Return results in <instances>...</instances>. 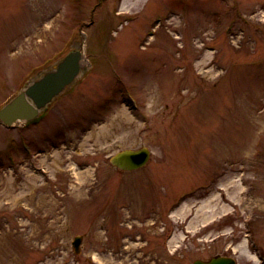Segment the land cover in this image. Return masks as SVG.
I'll return each mask as SVG.
<instances>
[{"label":"rangeland","instance_id":"374dc122","mask_svg":"<svg viewBox=\"0 0 264 264\" xmlns=\"http://www.w3.org/2000/svg\"><path fill=\"white\" fill-rule=\"evenodd\" d=\"M73 50L43 121L0 123L31 149L0 160V264H264V0H0V107Z\"/></svg>","mask_w":264,"mask_h":264},{"label":"water","instance_id":"95a60500","mask_svg":"<svg viewBox=\"0 0 264 264\" xmlns=\"http://www.w3.org/2000/svg\"><path fill=\"white\" fill-rule=\"evenodd\" d=\"M82 66V52L73 50L64 55L53 69L44 72L30 83L22 92L11 98L0 108V121L12 125L16 121H28L34 118L38 109L45 106L78 73ZM147 147L124 148L109 157V162L122 171H132L142 167L149 159ZM81 235L73 237L72 246L79 251ZM192 264H236L230 256H215L204 261L196 259Z\"/></svg>","mask_w":264,"mask_h":264},{"label":"bare ground","instance_id":"6f19581e","mask_svg":"<svg viewBox=\"0 0 264 264\" xmlns=\"http://www.w3.org/2000/svg\"><path fill=\"white\" fill-rule=\"evenodd\" d=\"M199 64H200V65H204V64L206 65V64H207V66H208V65H210V61H208V62H201V63H199ZM210 66H211V65H210ZM206 71H207L208 73H210V72H213L214 69H213L212 67H209V68L206 69ZM42 121H43V120H42ZM42 121L40 120V121H39V124H40ZM39 124H38V125H39ZM75 191L81 193V186H79L78 189L76 188ZM56 213H57V211L54 212L53 217H54L55 221L58 222L59 219H58ZM31 235H32V234H31ZM31 235H28V236H31ZM38 260H41V259H38ZM38 260H37V261H38ZM34 262H36V261L33 260V263H34ZM37 264H48V263L46 262V259H44V261L39 262V263H37Z\"/></svg>","mask_w":264,"mask_h":264}]
</instances>
